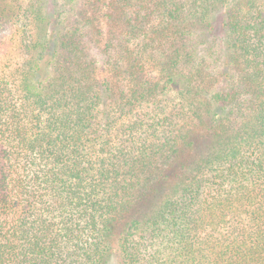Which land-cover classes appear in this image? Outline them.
<instances>
[{
  "label": "trees",
  "instance_id": "obj_1",
  "mask_svg": "<svg viewBox=\"0 0 264 264\" xmlns=\"http://www.w3.org/2000/svg\"><path fill=\"white\" fill-rule=\"evenodd\" d=\"M0 264H264V0H0Z\"/></svg>",
  "mask_w": 264,
  "mask_h": 264
},
{
  "label": "rangeland",
  "instance_id": "obj_2",
  "mask_svg": "<svg viewBox=\"0 0 264 264\" xmlns=\"http://www.w3.org/2000/svg\"><path fill=\"white\" fill-rule=\"evenodd\" d=\"M99 73H100V76H101V77H104V76H105V73H104V72H100V71H99Z\"/></svg>",
  "mask_w": 264,
  "mask_h": 264
}]
</instances>
